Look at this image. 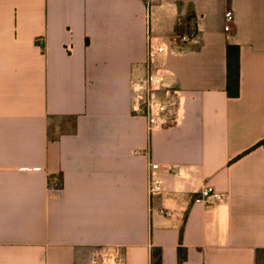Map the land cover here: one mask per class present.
Returning a JSON list of instances; mask_svg holds the SVG:
<instances>
[{
    "label": "crops",
    "instance_id": "1",
    "mask_svg": "<svg viewBox=\"0 0 264 264\" xmlns=\"http://www.w3.org/2000/svg\"><path fill=\"white\" fill-rule=\"evenodd\" d=\"M150 30L166 48L165 88L179 92L178 122L152 135L131 90ZM151 162L181 166L154 172L153 198ZM207 186L224 200H199ZM114 247L125 264H152L154 248L178 264L179 247L182 264H255L264 0H156L149 15L144 0H0V264H91Z\"/></svg>",
    "mask_w": 264,
    "mask_h": 264
},
{
    "label": "built area",
    "instance_id": "2",
    "mask_svg": "<svg viewBox=\"0 0 264 264\" xmlns=\"http://www.w3.org/2000/svg\"><path fill=\"white\" fill-rule=\"evenodd\" d=\"M144 2L149 15L156 0H144ZM226 17L228 20L233 19L230 12L226 14ZM225 30L229 31L230 26H226ZM165 52L166 48L162 40L158 36L153 35L150 30L146 37L144 74L131 80L134 112L145 116L147 130L150 135L176 124L179 118L177 110L174 112L169 111V104L172 105L178 100L179 92L171 88H165L169 71L166 68L157 66L159 57ZM163 90L165 91L166 99H163L159 95V92ZM180 168L179 164L162 166L151 162L149 166L150 182L148 187L150 198L163 193L162 184L153 179L154 172L164 170L172 173L179 171ZM197 198L206 205H209L222 202L224 195L213 187L207 186L198 192ZM159 212L167 217L172 216V212L164 208L160 209ZM91 264H125V258L118 247L99 248L94 251Z\"/></svg>",
    "mask_w": 264,
    "mask_h": 264
},
{
    "label": "trees",
    "instance_id": "3",
    "mask_svg": "<svg viewBox=\"0 0 264 264\" xmlns=\"http://www.w3.org/2000/svg\"><path fill=\"white\" fill-rule=\"evenodd\" d=\"M227 93L230 97H238L240 91V67H239V47L228 46L227 48ZM186 259V250L182 247L178 249V264H182ZM152 264H162V253L160 248H154L151 252ZM255 264H264V248L256 251Z\"/></svg>",
    "mask_w": 264,
    "mask_h": 264
}]
</instances>
